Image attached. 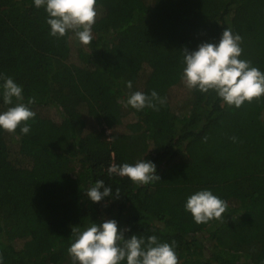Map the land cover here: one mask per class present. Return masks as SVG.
<instances>
[{
    "label": "trees",
    "instance_id": "trees-1",
    "mask_svg": "<svg viewBox=\"0 0 264 264\" xmlns=\"http://www.w3.org/2000/svg\"><path fill=\"white\" fill-rule=\"evenodd\" d=\"M97 13L85 46L71 32L52 37L33 0H0V74L36 113L28 134L0 129L3 264H72V227L109 219L125 238L175 240L179 264H264V97L235 108L186 87L172 100L181 50L218 43L224 28L264 72V0H97ZM153 90L167 98L159 111L123 106L130 91ZM14 104L0 93V112ZM141 159L160 181L108 173ZM97 180L113 190L98 203L85 194ZM204 189L227 201L223 222L197 224L185 210Z\"/></svg>",
    "mask_w": 264,
    "mask_h": 264
},
{
    "label": "clouds",
    "instance_id": "clouds-1",
    "mask_svg": "<svg viewBox=\"0 0 264 264\" xmlns=\"http://www.w3.org/2000/svg\"><path fill=\"white\" fill-rule=\"evenodd\" d=\"M36 8L43 7L47 13L46 23L50 26V35L57 39L65 37L69 32L82 45L92 43L93 26L97 18V0H33ZM242 37L231 28H224L218 43L203 42L194 51L183 48V70L181 80L189 90L201 93L213 91L224 104L240 108L245 102L251 103L264 97V72L252 66L251 61L240 59L242 54ZM0 93L5 105H13L0 112V129L15 133L17 128L23 134H28L36 113L30 105L35 98L24 102L22 86L11 76L0 74ZM129 90L132 82H126ZM167 103L166 97H161L153 90L151 94L141 91L131 92L124 107L131 106L137 111L145 108L159 111ZM235 141V137H232ZM207 140V137H204ZM109 175L127 177L139 185H148L160 181L156 165L145 159L135 163L112 164L108 168ZM92 202H100L105 197H112L113 190L105 186L103 180H97L85 192ZM116 189L115 198H119ZM228 209L227 201L214 195L211 190L204 189L190 195L185 203L194 222L206 224L212 220H225ZM130 229H119L114 219L104 220L97 224L91 222L84 228L72 227V243L67 249L72 264H179L176 253V242L171 244L160 242L155 235H132L125 238L124 232ZM0 264L3 257L0 255Z\"/></svg>",
    "mask_w": 264,
    "mask_h": 264
},
{
    "label": "rangeland",
    "instance_id": "rangeland-1",
    "mask_svg": "<svg viewBox=\"0 0 264 264\" xmlns=\"http://www.w3.org/2000/svg\"><path fill=\"white\" fill-rule=\"evenodd\" d=\"M184 84V83H183ZM186 86L185 85H182L181 87H178L176 89H174L172 91V100L173 101H177V100H180L183 98V94L185 93V90H186ZM41 113L45 116H47L48 118L56 121L57 120V117H56V114L54 113V110L52 109H47V110H43L41 111ZM121 129V127L119 128Z\"/></svg>",
    "mask_w": 264,
    "mask_h": 264
}]
</instances>
